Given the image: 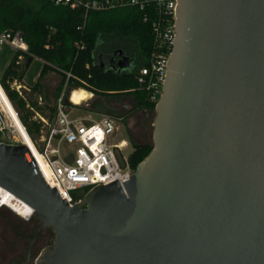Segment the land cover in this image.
Listing matches in <instances>:
<instances>
[{
  "label": "water",
  "instance_id": "obj_1",
  "mask_svg": "<svg viewBox=\"0 0 264 264\" xmlns=\"http://www.w3.org/2000/svg\"><path fill=\"white\" fill-rule=\"evenodd\" d=\"M175 17L153 148L121 185L70 206L27 146L0 144V187L39 221L27 255L54 233L37 264H264V0H177Z\"/></svg>",
  "mask_w": 264,
  "mask_h": 264
},
{
  "label": "trees",
  "instance_id": "obj_2",
  "mask_svg": "<svg viewBox=\"0 0 264 264\" xmlns=\"http://www.w3.org/2000/svg\"><path fill=\"white\" fill-rule=\"evenodd\" d=\"M144 13L136 7H121L92 11L83 18L78 11L55 6L44 0H0V33L21 32L27 48L25 52H15L0 76V85L17 110L32 141L37 140L41 123L32 119L31 108L51 124L55 118V106L49 105L46 98L45 104L38 106L37 102L26 101L11 89L14 81L23 82L26 70L34 58L42 61L43 66L31 88L32 93L41 94L40 81L48 73L54 72L62 79L59 91L64 86L68 87L63 99L68 107H72L68 102L70 92L83 89L93 96L103 98L130 96L133 109L154 112L156 105L147 100L145 91L140 89L137 82L138 68L147 64L153 49L152 30L150 23L143 19ZM117 49L128 52L135 63L133 70L114 72L101 67L103 60ZM20 56L26 61L25 66L20 63ZM89 111L101 113L94 109ZM152 148V143H132L127 163L133 172ZM85 192L75 191L73 196L76 199L82 198ZM5 214L7 223L4 231L12 233L14 226L21 220L7 210Z\"/></svg>",
  "mask_w": 264,
  "mask_h": 264
},
{
  "label": "built area",
  "instance_id": "obj_3",
  "mask_svg": "<svg viewBox=\"0 0 264 264\" xmlns=\"http://www.w3.org/2000/svg\"><path fill=\"white\" fill-rule=\"evenodd\" d=\"M55 6L78 11L83 18L92 11H106L121 7H136L144 13L153 35V49L147 64L138 68L137 82L146 93L147 100L157 104L162 95L167 65L175 41V12L177 0H44ZM8 43L16 51H27L21 32L0 33V45ZM22 63V56L19 57ZM127 72V71H122ZM11 89L26 101L34 95L31 88L14 81ZM42 106L41 101H37ZM33 111L32 119L41 123L36 141H32L34 152L30 154L45 183L55 188L59 197L72 206L81 202L84 195L100 185L129 178V168L123 153L124 143L113 144V137L119 132L117 119L99 117H72L71 110L59 99L55 105V118L51 124L39 112ZM23 127L19 114L0 85V144H20L19 127ZM23 144V143H22ZM86 191L82 198L73 196L75 191ZM23 202L0 187V211L8 209L21 219L28 216L18 214L17 208Z\"/></svg>",
  "mask_w": 264,
  "mask_h": 264
},
{
  "label": "rangeland",
  "instance_id": "obj_4",
  "mask_svg": "<svg viewBox=\"0 0 264 264\" xmlns=\"http://www.w3.org/2000/svg\"><path fill=\"white\" fill-rule=\"evenodd\" d=\"M15 52L16 50L8 43H4L0 45V76L3 74L11 58L14 56ZM22 65L23 66L26 65L25 60L22 61ZM42 66H43V62L40 61L39 59L34 58L26 70L22 84L25 85L27 88H32L38 79ZM61 80H62L61 76H59L58 74L54 72L48 73L40 81L41 94L34 93V95L31 97L30 100L37 102L40 99L41 104L44 105L45 104L44 98H46L47 103L53 106L56 105L59 99L63 101L68 91V87L64 86L63 90L60 92L59 90L61 87ZM68 102L72 105V107L67 106L69 110H71L72 117L91 116L95 118V117H99L100 115H108L117 119L118 127L120 130L117 134L114 135L112 142L113 144L124 143L125 147L123 149V153L126 156H128L132 152V143H152V130H153L152 125L155 118V114H153L152 118L150 119L151 133L147 132L145 138H143L142 141L140 142L138 141L139 139H137V137L134 136V134L132 136H129L130 134L128 132L129 130L127 129L128 127L126 126L127 121L125 120V118L118 119L111 113L112 110H118L120 113L130 110V108L133 107V101L130 96L103 98L99 96H93L91 94V98L87 102L85 103L83 102L81 105H74L70 102L69 99ZM89 109L91 110L94 109L96 111H100L101 113H93L89 111ZM106 109L109 111V113H107ZM18 142L20 143L21 141ZM5 210L12 213L13 217L21 220V218L18 215L14 214L10 210L8 209ZM5 210H3L2 213H0V236L1 234H3V231L6 228L5 224L7 223V216L5 214Z\"/></svg>",
  "mask_w": 264,
  "mask_h": 264
},
{
  "label": "flooded vegetation",
  "instance_id": "obj_5",
  "mask_svg": "<svg viewBox=\"0 0 264 264\" xmlns=\"http://www.w3.org/2000/svg\"><path fill=\"white\" fill-rule=\"evenodd\" d=\"M118 50H121L122 54L116 56L115 53ZM124 58L127 60L126 67L119 68L118 64ZM101 67L111 69L114 72H122L124 70L131 71L135 68V63L128 52L123 51V49H117L110 57L103 60ZM112 111L111 113L118 119L125 118L127 121L126 126L130 134L129 136L134 134V136L139 139L138 141L141 142L142 139L145 138L147 132L151 133L150 119L154 112L133 109V107L122 113L118 110ZM21 221L14 226L12 233L6 230L0 236V264H36L41 253L52 247L54 233L50 229H39L31 246L30 253L27 255L31 238L39 221L35 217H32L28 221L23 219H21Z\"/></svg>",
  "mask_w": 264,
  "mask_h": 264
},
{
  "label": "bare ground",
  "instance_id": "obj_6",
  "mask_svg": "<svg viewBox=\"0 0 264 264\" xmlns=\"http://www.w3.org/2000/svg\"><path fill=\"white\" fill-rule=\"evenodd\" d=\"M90 98H91V94L83 89L74 90L69 95V100L74 105H81L83 102L84 103L87 102ZM18 127H19L20 141L25 146H27L30 151L34 152V147L26 131L23 129L22 126H20V124L18 125ZM17 211H18V214L21 216H28L33 210L24 203L22 207L17 208Z\"/></svg>",
  "mask_w": 264,
  "mask_h": 264
}]
</instances>
